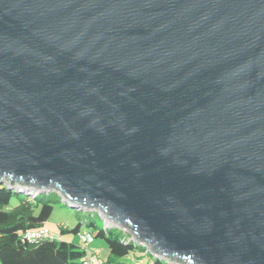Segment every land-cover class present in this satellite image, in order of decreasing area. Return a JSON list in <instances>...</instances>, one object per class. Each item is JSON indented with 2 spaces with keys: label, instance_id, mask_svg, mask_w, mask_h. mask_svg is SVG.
<instances>
[{
  "label": "water",
  "instance_id": "1",
  "mask_svg": "<svg viewBox=\"0 0 264 264\" xmlns=\"http://www.w3.org/2000/svg\"><path fill=\"white\" fill-rule=\"evenodd\" d=\"M0 184L264 264V0H0Z\"/></svg>",
  "mask_w": 264,
  "mask_h": 264
},
{
  "label": "trees",
  "instance_id": "2",
  "mask_svg": "<svg viewBox=\"0 0 264 264\" xmlns=\"http://www.w3.org/2000/svg\"><path fill=\"white\" fill-rule=\"evenodd\" d=\"M12 197L18 199L15 205L10 204ZM58 199L62 200L54 191L20 192L0 184V264H83L85 247L62 238L65 233L78 234L82 224L94 227L93 239H102L108 248V255L98 264H139L144 256L130 261L124 258L144 251L149 256L144 264H170L151 255L144 245L135 242L121 229L105 223L97 225L93 213L80 218L72 228L58 225V231H53L57 235L55 239L27 240V231L46 226L52 203Z\"/></svg>",
  "mask_w": 264,
  "mask_h": 264
},
{
  "label": "rangeland",
  "instance_id": "3",
  "mask_svg": "<svg viewBox=\"0 0 264 264\" xmlns=\"http://www.w3.org/2000/svg\"><path fill=\"white\" fill-rule=\"evenodd\" d=\"M34 192V191H33ZM59 197V196H58ZM18 202V199L16 197H12L10 204L15 205ZM53 208L52 212L46 221L45 225L52 229L58 231V225L62 224L68 228H72L79 219H83L84 216H86L88 213H93L94 218L96 220L97 225H105L111 226L110 223L103 217H101L96 211H86V210H77L75 208L70 207L69 205H66L62 200L58 199L57 201L52 203ZM81 231L86 230L89 233L93 234L94 227H86L84 224L81 225ZM125 233H127L124 230ZM129 234V233H127ZM64 240L75 243L77 245H81L78 235L72 234V233H65L62 237ZM100 250L97 254L94 252L95 249ZM86 254L84 256V260L88 264H98L100 261L104 260L106 256L108 255V248L105 244V242L102 239L94 238L93 242H91L87 247H85ZM137 256H144L142 263L148 262L149 256H147L146 252H135L131 253L128 257H125L124 260L130 261L131 258L137 257Z\"/></svg>",
  "mask_w": 264,
  "mask_h": 264
},
{
  "label": "built area",
  "instance_id": "4",
  "mask_svg": "<svg viewBox=\"0 0 264 264\" xmlns=\"http://www.w3.org/2000/svg\"><path fill=\"white\" fill-rule=\"evenodd\" d=\"M77 235L83 247H87L91 242H93L92 234L86 230L79 231ZM25 237L27 240L35 241L40 239H55L57 238V235L56 233H54L52 230H50L48 227L45 226L38 229H31L27 231ZM94 252L98 254L99 250L95 249ZM83 264H88V263L84 261ZM139 264H143L142 261H140Z\"/></svg>",
  "mask_w": 264,
  "mask_h": 264
},
{
  "label": "crops",
  "instance_id": "5",
  "mask_svg": "<svg viewBox=\"0 0 264 264\" xmlns=\"http://www.w3.org/2000/svg\"><path fill=\"white\" fill-rule=\"evenodd\" d=\"M50 229V228H49ZM50 230H52V229H50ZM52 231H54V230H52ZM98 249V248H97ZM100 251V250H99ZM97 256H98V254H97Z\"/></svg>",
  "mask_w": 264,
  "mask_h": 264
}]
</instances>
